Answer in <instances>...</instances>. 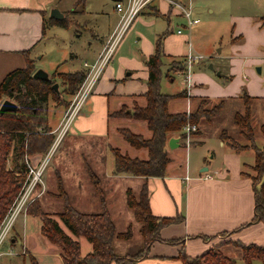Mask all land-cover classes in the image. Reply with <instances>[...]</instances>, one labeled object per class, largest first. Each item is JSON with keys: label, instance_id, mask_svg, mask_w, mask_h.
Masks as SVG:
<instances>
[{"label": "crops", "instance_id": "obj_1", "mask_svg": "<svg viewBox=\"0 0 264 264\" xmlns=\"http://www.w3.org/2000/svg\"><path fill=\"white\" fill-rule=\"evenodd\" d=\"M175 1L190 10L192 9L191 0ZM44 5H46V3H43L42 0H0V83L12 70L24 68L26 59L32 60L35 66V53H38L37 48L45 35V21L53 19L50 17V13L46 12ZM263 9L262 7L261 10ZM139 17L162 18L166 21V28L163 32L155 35L153 42L148 40L143 41L141 47L138 49V55H141L138 60L132 57H125L121 49H119L115 59L110 64H107L102 71L87 102L81 107L80 112L78 111L79 114L74 120L73 127L70 131L72 136L81 135L84 137H92L98 134L106 139L108 135H111L119 141V145L113 142L111 146L110 140L108 143L104 141L105 145L116 148L121 154H125L131 158L145 160L147 158V151L145 149H135L131 147L122 138L118 129H128L135 134L148 138L151 133L147 129L146 123L141 120L133 119L130 116L111 115L120 113L121 109H125V113L130 115L135 107L144 106V93L147 89L146 81L148 78V69L144 61L148 56L153 54L155 41L162 34L167 33L163 39L164 58L162 66L165 67L166 72L173 64L175 67H178V61H181L184 57L187 60V56L190 54H187L188 52L183 50L185 37H182V32L189 29L182 30L185 26L182 25L183 23L178 27L180 31L182 30L180 33H174L173 30L169 28V24L172 20L182 19L184 23H186V21L166 0L152 1L141 12ZM263 17L264 11L259 12L256 24L253 26L257 28V30L264 27L261 20ZM118 23L119 18L113 21L111 23V28L109 26L103 34L98 30V27L92 29L90 36L93 40L89 45L91 47L94 43H97V46L93 47L89 59L82 62V68L76 69L74 72L65 73H75L79 71L86 73L83 63L87 62L92 64L95 62L108 37L116 30ZM262 32L264 33V30H262ZM119 44L115 51L119 47ZM90 47L88 48V52L91 49ZM194 56L197 57L193 58L189 65L185 64L184 71L170 73L174 76L180 74L182 80L180 90L168 95H174L182 91L186 93L184 97L175 98L169 102L168 111L171 114L180 112L191 114L196 112L201 106H203V109H208L211 101L226 97L231 98L232 96L230 93L236 92V89L234 92H231L232 89L228 90L231 86L230 84H227L226 87L223 86V82H221V85L219 84L221 78L226 79V76H224L221 71H218L216 74L215 71L212 70V72L215 73L212 77L211 74L206 73L203 69L196 68V64H198L202 57L200 55ZM39 57L40 56L37 58ZM210 66L212 68V65L209 64V69H211ZM57 69L58 65L55 66L53 73H64L57 72ZM36 70L35 68V71ZM174 79L173 77H171L170 80L165 78L164 82H173ZM209 86H212L211 91ZM239 95L240 92L235 93L232 99ZM1 101L0 99V104ZM127 107H129V109H126ZM234 107L235 106L232 108ZM57 108L58 107L55 108L53 114V116L59 115L57 117L59 122L56 126L52 125L57 118L51 122L50 111L47 110V123L52 130L58 128L66 110V107L64 108L63 106H60L61 110ZM243 111L244 107H242L241 111H233L231 114L230 128L233 132L230 130V132L227 131L222 128V126L216 129L213 134L218 140L216 148L208 143L206 128L210 129L211 125L218 124L220 122L218 120L221 117L218 114L210 119L200 116L196 124L199 133L192 135L193 139H191V141L188 140L187 144L178 134H171L169 136L168 141L169 139H175L177 146L170 147L168 142L166 144L165 150L170 159V163L166 167L164 177L132 176L134 180H138L139 182V191L137 196L134 195L135 197H138L143 185L146 186L148 190L149 209L152 215L157 217H182L181 222L162 227L158 232L161 241L150 243L147 250L143 251V256L132 264H184L183 260L179 257L181 253L188 257H196L203 254L211 247L220 244L221 252L227 256L225 252L230 250L231 245L232 247L235 246L233 242L241 243L242 245L252 244L264 246V221L252 222L254 205L253 190L250 180L251 173L249 172H253L250 167H252L254 163V151L246 149L235 152L227 145L226 140L220 137L221 133L226 131L228 136L237 142L236 139L231 136L233 133H236L241 140L237 143L240 145H248V141L241 136L232 120L234 113H243ZM109 123H111V126H109ZM260 123L261 131V127L264 126L263 119H261ZM254 141L258 147L263 145L264 139L262 132L258 138L256 135L254 136ZM190 146L198 150V156L201 157L202 164L199 165L197 170H194L196 166H191V161L189 157H187L185 158L183 170L180 171V169H182V163L180 164L177 161L176 163L174 161V156L179 150L186 149L187 147L191 150L192 147ZM110 157L112 165L108 169L107 174H104V172L102 173L100 170L102 160L93 162L96 171L101 172V177L96 171L94 172H96L95 174L103 181L102 189L106 194V206L111 219L113 217L112 214L118 219L125 217L122 224L126 227V230L127 228L131 229V238L128 241L134 240L138 241L140 244L138 251L133 254L123 253L115 255L119 257L133 256L143 249V242L140 234L138 235V233L134 232L135 229H132L131 218L128 219L126 216L124 206L117 204L115 200H111L113 194L118 193V189L127 179L131 178V175L116 174L112 152L110 153ZM36 159H34L32 163L34 166L38 164L37 161L40 157ZM217 160L219 166L223 167L222 170L214 169L212 164L216 163ZM127 189L130 188H126V191ZM140 227L141 225L135 228L139 230ZM61 229L78 243L81 256L92 251L90 243V245H85V243H83L82 239L85 238L76 237L65 231V229ZM11 239L10 241L13 240ZM41 240L43 241L42 238ZM113 240L112 248L114 252ZM177 240L179 242L175 243ZM168 241L174 242L169 243ZM43 242L47 246L48 254H50V257H53V261H51L50 264H63L59 249L49 241ZM14 244L9 243L8 250H11ZM82 246L85 247V254L81 253ZM88 248H90V251H88ZM21 249H23L22 253ZM26 251L31 255L21 241L20 249L16 253V256H19L17 264H30L29 257H24ZM6 255L9 256L10 254L6 252L0 254V264L12 263V259L5 257ZM25 260L27 263H25ZM110 264L117 263L113 262Z\"/></svg>", "mask_w": 264, "mask_h": 264}, {"label": "rangeland", "instance_id": "obj_2", "mask_svg": "<svg viewBox=\"0 0 264 264\" xmlns=\"http://www.w3.org/2000/svg\"><path fill=\"white\" fill-rule=\"evenodd\" d=\"M42 1L46 3V5H44L46 12L50 13L52 9H56L64 14L63 17H65L64 19L67 21L66 28L46 24L44 38L37 48L38 53H35V68L43 70L49 77L52 76L56 65H58L57 72L64 73L74 72V70L82 68V62L89 59L93 47L97 46V43H94L91 47L89 45L93 40L90 36L91 30L98 27V30L103 34L109 26L111 28V23L119 18V14L114 10V4L117 0ZM262 7L264 8V0H191L192 17L198 19L199 22L190 28L186 26L182 19L172 20L169 24V28L172 29L174 33L182 23V25L187 27L184 26L185 28L183 27L182 30L189 29L183 32L181 30L182 37H185L183 50L188 52L187 54L193 56L200 55L202 57L198 64H196V68L203 69L206 73L211 74L212 77L215 73L217 74L218 71H221V73L226 76V79L221 78L219 84L221 85V82H223L224 87L230 84L231 86L228 90L232 89L231 92H234L236 89V92L230 93L232 97L235 93L240 92V95L236 98L234 97L232 99V97H226L213 100L209 104L208 109H213L221 104V109L218 113L221 117L218 120L220 122L211 125L210 129L206 128V138L208 143L214 148L217 147L216 144L218 140L213 134L219 126H222V128L227 131L230 130L233 132L230 128L231 114L233 111L242 110L244 102L241 98V91L245 92L251 99V122L255 135L258 138L261 134V119H263L264 122V33L262 32L264 27L257 30V28L253 26L256 24L259 12L264 11V9L261 10ZM140 15L141 13L125 31L119 42V47L108 64L115 59L119 49H121L125 57H132L138 60L141 56L138 55V49L141 47L143 41L148 40L153 42L155 35L165 30L166 21L162 18H141L139 17ZM89 47L91 49L88 52ZM38 56L40 57L37 58ZM190 63L186 60L187 65ZM209 64L212 65L211 69L208 68ZM212 70H214L215 73H213ZM164 71L166 72V69L162 67L160 91L166 94L178 92L181 88L182 76H180V74L175 76L172 74L171 76L175 78L174 81L164 82ZM56 81L61 91L68 90V88L64 86L61 78H56ZM73 95L72 97L65 96L66 101L69 100V104L72 101ZM90 95L82 106L85 105ZM60 104L62 103H57L51 98L48 101L47 110L50 111L51 122L59 116H53L56 107H58V110H61L62 107L60 108V106L66 107L65 113L69 107V104L67 106ZM233 106L235 107L232 108ZM126 109H129V107ZM79 112L71 121L66 133L58 143L55 144L54 142L57 138V131L60 128L52 130L49 127L50 133L53 134L54 139L47 151L45 153L37 152L31 155H24L23 160L26 165L24 178L21 177L23 174L19 171H14V175L18 179H21L22 182L17 194L13 198V202L10 204L0 222V227L8 220L11 212L10 210L15 200L22 197L28 186H31L29 185L31 180L29 169L34 168V170H36L37 168H41V165L43 166L41 176L37 182H35L31 191L27 189V199L21 211L16 215L13 221H11L7 234L0 244V254L3 252L9 253L10 255H6L5 257L12 259L11 264H17L19 256L17 257L16 253L20 249L21 241L23 246L36 259L38 264H50V262L53 261V257H50L47 246L43 242L48 240L40 236L41 221L38 217L32 215L37 212L50 215L59 223L61 228L70 233L57 216L63 209V199L59 194L60 189L65 193L69 204L79 212L93 214L101 212L98 200L99 197L92 187L91 179L88 176V168L91 170L93 169V172L96 171L93 162L102 160L100 170L102 173L104 172V174H107L108 169L112 165L110 157V153L113 149L111 147L112 143L115 142V144L119 145V141L111 135H108L106 139L98 134L92 137H84L81 135L72 136L70 130ZM120 114L119 116L128 115L125 113V109H121ZM111 116H114V114ZM58 122L57 118L52 126H56ZM109 126H111V123H109ZM194 132L190 133L188 136L185 135L183 139L186 144L188 140L191 141V139H193L192 135ZM224 132L226 133V131ZM231 136H233L237 142L241 141L236 133H233ZM224 138H230L228 133H226ZM109 140L111 141V146L105 145L104 141L108 143ZM14 154L12 146L6 158V169L8 170L13 167L12 159ZM198 155L199 152L197 149L192 147L190 150V148L187 147L186 149L179 150L175 154L174 161L180 164L182 163V169H180V171H182L185 158L189 157L191 166L195 165L196 168H194V170H197L199 165L202 164L201 157ZM37 157H40V159L37 161L38 164L34 166L32 163ZM212 165L214 169L222 170L223 168L219 166L218 160ZM96 172L101 177V172ZM96 172H94V174ZM249 173H251L250 177L256 175L254 171ZM97 179L102 189L103 181L99 177ZM138 185V180H134L131 176V178L127 179L118 189V193L113 194L111 200H115L117 204L124 206L126 216L128 219L131 218L132 229L134 228V232L139 235L140 229L138 230L135 227H139L140 223L135 221L132 210L126 206V188H130L133 194L137 196L139 191ZM104 196L106 199L105 192ZM112 216L115 225V233L125 232L126 227L122 224L125 217L118 219L115 218L113 214ZM10 239L13 242L10 241ZM82 241L85 245H90L86 239H82ZM9 243H15L11 250H8ZM113 244L114 253L117 255L123 253L133 254L140 248L139 242L134 240L128 241L114 238ZM233 244H236V242H233ZM235 246H233V248L231 245L230 250L225 252V254L232 258L235 264H245L240 257V250ZM81 248V253L85 254V247L82 246ZM22 250L23 249H21V253L23 252ZM88 251H90V248H88ZM31 255L26 251L24 257L28 256L30 262L33 258ZM25 263H27L26 260ZM250 264H264V262L255 259L252 260Z\"/></svg>", "mask_w": 264, "mask_h": 264}, {"label": "trees", "instance_id": "obj_3", "mask_svg": "<svg viewBox=\"0 0 264 264\" xmlns=\"http://www.w3.org/2000/svg\"><path fill=\"white\" fill-rule=\"evenodd\" d=\"M65 20L48 19L44 25L51 24L66 28L67 21ZM261 20L264 25V17ZM166 34H162L157 38L153 54L144 61L148 69L147 89L144 93L145 104L143 107H135L132 114L126 115L144 121L151 134L146 138L128 129L118 130L122 138L131 147L145 149L147 158L145 160L131 158L113 148L112 154L116 174L136 177H164L166 167L170 163L165 150L169 136L179 134L180 137L184 138L183 128L186 125L196 126L200 116L210 119L216 116L221 109V104H219L213 109H203V106H201L191 114L185 112L171 114L168 111L169 102L172 99L184 97L186 93L182 91L174 95H168L160 91L164 58L163 39ZM185 62L186 58L184 57L181 61H178V67L173 64L164 74V77L170 80L172 77L170 73L184 71ZM34 72V62L26 59L24 68L12 70L0 83V99L10 100L17 107L14 112L7 111L0 114V222L13 202V198L22 182L14 175V171H19L23 174L21 177H25L24 155L37 152L45 153L54 139L47 123L48 101L51 98L57 103H62L60 105L67 106L69 100L66 101L65 96L72 97L85 77L83 71L53 73L46 81L33 78ZM58 77L61 78L68 90L61 91L56 81ZM54 83L58 85L57 92L52 88ZM241 98L244 102V111L243 113H234L232 120L241 136L248 141V145H240L231 138H224L226 136L225 132H222L220 137L225 139L227 145L235 152L246 149L254 151L255 159L252 167H250L256 174L250 177L254 205L252 222H260L264 221V143L261 147L255 144L254 131L251 125V99L243 91H241ZM119 115L121 114H114V116ZM261 132L264 139V126L261 127ZM198 133L199 131L196 128L193 135ZM12 146L15 156L13 155L12 159L13 167L8 170L6 169V158ZM88 176L91 179L92 187L98 194L101 212L96 214L79 212L69 204L65 193L60 189L59 194L63 199V209L57 216L71 234L76 237H83L91 244L92 251L90 253L81 256L78 243L70 238L50 215L41 212L32 215L38 217L41 221V235L59 249L63 264H110L113 262L132 264L143 256V251L147 250L150 243L161 241L158 232L162 227L182 221L181 216L157 217L152 215L148 204V190L145 185L140 190L138 197H135L132 191L127 189L126 205L132 210L135 220L141 225L140 234L143 249L133 256H116L112 248L113 238L129 240L131 229L127 228L125 232L115 233V226L107 210L106 199L99 186L98 177L89 168ZM168 242L173 243L174 241ZM177 242L179 241H175V243ZM235 245L240 250L241 258L245 264H250L255 259L264 262V246L242 245L241 243ZM220 246L221 244L215 245L196 257H188L183 253L179 257L184 264H235L233 259L221 252ZM30 263L38 264L34 258L30 260Z\"/></svg>", "mask_w": 264, "mask_h": 264}, {"label": "built area", "instance_id": "obj_4", "mask_svg": "<svg viewBox=\"0 0 264 264\" xmlns=\"http://www.w3.org/2000/svg\"><path fill=\"white\" fill-rule=\"evenodd\" d=\"M152 1L154 0H117L115 2L114 10L117 14H119L118 26L116 30L108 37L102 51L97 56L95 62L92 64H89L87 62L83 63V66L86 69L85 77L74 93L72 101L63 116L60 126L58 127L60 129L57 131V138L54 142L55 144L61 140L63 135L66 133L69 124L74 119L87 97L93 91V88L98 82L102 71L110 62L117 45L119 44L129 25ZM166 1L171 5V7L177 10L179 15H181L185 19V24L188 28L196 25L199 22L198 19L192 17L191 10L189 8L184 7L175 0ZM176 32L180 33L181 31L178 29ZM196 57L197 56L188 55L187 60L190 63L191 60ZM195 129V125H186L183 128V132L188 136L190 135V133L194 132ZM42 169V165L41 168H37L36 170H34V168L29 169V176H31V180L29 182V185L31 186H28L27 188L29 189V191L33 189L32 187L34 186L35 182H37V180L41 176ZM27 189L25 190V193L22 197L15 200L12 206L13 210H10L11 212L9 214L8 220H6L0 227V244L7 234L11 221H13L16 215L21 211V208L23 207L24 202L27 199Z\"/></svg>", "mask_w": 264, "mask_h": 264}, {"label": "water", "instance_id": "obj_5", "mask_svg": "<svg viewBox=\"0 0 264 264\" xmlns=\"http://www.w3.org/2000/svg\"><path fill=\"white\" fill-rule=\"evenodd\" d=\"M50 17L55 19V20H62L64 17H63V14L60 13L59 11H57L56 9H52L50 11ZM211 68V66H210ZM33 78H36V79H40V80H49V76L46 72H44L43 70L41 69H37L34 73H33ZM52 88L54 89V91H58V85L57 83H54L52 85ZM16 105L11 102L10 100H3L0 104V114L4 113V112H7V111H11V112H14L16 111ZM168 145L170 147H173V146H177L176 144V141L175 139H169L168 141Z\"/></svg>", "mask_w": 264, "mask_h": 264}]
</instances>
